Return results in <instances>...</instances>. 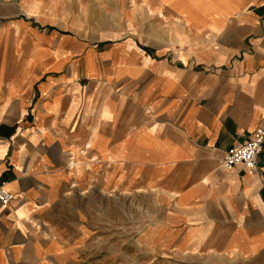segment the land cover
<instances>
[{"label":"crops","instance_id":"crops-1","mask_svg":"<svg viewBox=\"0 0 264 264\" xmlns=\"http://www.w3.org/2000/svg\"><path fill=\"white\" fill-rule=\"evenodd\" d=\"M140 2L159 42L0 0V264H264V147L221 167L264 129V0Z\"/></svg>","mask_w":264,"mask_h":264},{"label":"rangeland","instance_id":"rangeland-1","mask_svg":"<svg viewBox=\"0 0 264 264\" xmlns=\"http://www.w3.org/2000/svg\"><path fill=\"white\" fill-rule=\"evenodd\" d=\"M60 3L63 4L59 14L67 18L70 24H74L69 29L80 31L90 39L106 33L122 36L137 33L142 38L141 41L146 37L159 42L158 33L163 30L160 26L162 19L158 20L156 15H148L140 0H60ZM130 14L133 15L129 24ZM133 23L136 25L133 26ZM88 193L93 196L95 191L90 189ZM79 205L82 206L83 203L76 200L73 206ZM87 205L94 206V203Z\"/></svg>","mask_w":264,"mask_h":264},{"label":"built area","instance_id":"built-area-1","mask_svg":"<svg viewBox=\"0 0 264 264\" xmlns=\"http://www.w3.org/2000/svg\"><path fill=\"white\" fill-rule=\"evenodd\" d=\"M263 147L264 129L258 128L246 142L233 146L225 152L221 159V167L225 171H231L233 168L241 166L248 172H255ZM13 199V195L3 183H0V204L8 206Z\"/></svg>","mask_w":264,"mask_h":264}]
</instances>
